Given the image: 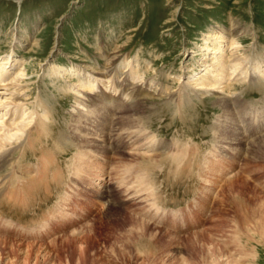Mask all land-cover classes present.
I'll use <instances>...</instances> for the list:
<instances>
[{
    "label": "rangeland",
    "instance_id": "1",
    "mask_svg": "<svg viewBox=\"0 0 264 264\" xmlns=\"http://www.w3.org/2000/svg\"><path fill=\"white\" fill-rule=\"evenodd\" d=\"M208 34L221 36L222 41L211 40ZM230 35L238 43L235 53L226 46ZM99 36L101 51L105 49L102 57L96 49ZM207 48H224L226 60L230 61L238 55L242 68L252 63L264 64V0H0V59L11 55L22 61L20 65L10 66L9 76L14 74L16 78L0 86V101L21 106L26 117L35 102L42 100L50 110L46 123L54 133L51 138L55 140L62 136L61 151L53 147L56 145L53 139L40 141L33 122L28 129H31L34 148L23 146L24 136L20 140H11L4 148L5 162L0 167V237L6 234L13 242L25 243L37 239L34 237L37 231L43 237L38 242L47 246L43 254L48 253L49 261L45 264H77L75 253L69 258L70 247L59 245L73 235L76 238L86 236L88 255L92 258L105 256L106 259L113 250H121L117 241L126 230L132 229L128 214L135 210L138 213L135 218L148 222L149 227L141 238L144 246L133 247L132 243L125 248L132 264H138V261L146 264H214L227 257L233 258L235 263L239 261L237 264H264V230L259 233L255 223L264 207V77L254 84L255 72L250 71L248 79L241 76V80L239 76L234 78V74L226 82L231 86L225 90L201 89L196 85L200 82L197 80L199 73L205 68L213 69L214 63L220 61V54L213 55ZM120 49L122 51L117 52ZM109 56L117 59L113 66L120 65L122 60L129 61L140 72L139 86L146 91L138 96V111L122 110V102L135 104L136 100L131 97V91L138 87L135 85L127 86V97L112 90L105 92L103 86L92 91L84 89L83 93L74 92L79 89L77 77L69 70H82L98 63L102 66L105 64L103 57ZM124 70L127 68L121 67V71ZM68 85L72 91L64 90ZM100 91L105 100L114 96L116 99L107 115L111 125L108 124L106 129L96 127L91 118L90 126L78 127L74 120L80 115L93 116V99ZM224 101L229 105L227 112L221 107ZM37 111L42 112L40 108ZM119 116L141 117L138 127L128 130L142 140V150L120 147L118 153H110V158L106 159L105 173H102L104 169L95 171L98 175L103 174V178H95L88 184H74L76 176L71 164L81 155L85 143H80L77 148L73 137L80 136L90 143L95 138L102 146L107 145L110 137L109 140L114 139L110 142L109 147H112L119 134L126 142V130L111 132V126ZM3 119L8 129L0 124V133H14L19 129L16 125L20 120L18 114ZM12 120L15 125L10 123ZM233 131L235 134L228 139L227 134ZM130 138L134 139L132 135ZM185 146L189 149L184 150ZM52 147L58 160L53 155L52 161L57 163L52 165L43 181L34 183L31 178V181L18 178L20 167L35 166L42 156L40 151L46 149L48 152ZM145 148L149 151L158 148L156 155L158 151L162 152L154 156L155 165L135 170ZM174 148L182 150V155H189L173 158L171 153L168 157ZM23 152H26V158L22 161ZM94 153L97 158L104 159L93 149L94 157L90 155V161L96 160ZM214 160L226 162L218 169ZM131 165L134 168L131 169ZM93 170L87 165V173ZM54 171H57L56 175H53ZM61 174L62 177H58ZM134 175L140 176L142 181H137ZM51 177L63 181L57 184ZM17 179L22 181L25 190L19 189L17 200H22L21 203L13 202L9 195L14 193L8 190ZM93 194L101 196L102 200L93 198ZM61 196H75L79 201L92 200L82 206L86 212L81 208L66 211L74 219L72 224L42 231L53 218L48 212L56 208ZM243 201L249 204L245 207ZM127 202L128 205L129 202L140 205L128 207ZM245 210L249 216L245 215ZM139 212H146L141 218L153 219L142 220ZM239 215L242 220L237 221ZM244 215L251 220L243 219ZM173 217L180 220L177 225L172 223ZM200 233L202 235H196ZM10 241L0 240V264L21 262V252ZM148 247L154 251L155 258L145 254ZM34 259L32 256L30 264ZM83 262L91 264L89 257Z\"/></svg>",
    "mask_w": 264,
    "mask_h": 264
},
{
    "label": "bare ground",
    "instance_id": "2",
    "mask_svg": "<svg viewBox=\"0 0 264 264\" xmlns=\"http://www.w3.org/2000/svg\"><path fill=\"white\" fill-rule=\"evenodd\" d=\"M221 30V29H220ZM231 31V30H230ZM230 33V32H229ZM233 34V33H232ZM226 35H228V33L226 34ZM207 36V35H206ZM209 39H211V40H217V41H222V37L221 36H217L216 34H208V36H207ZM230 38L231 39H229L230 41H228L227 42V47H228V49H229V51H231L232 52V50H233V52L235 53V52H237V48H238V43L235 41V39H233L232 37H231V35H230ZM100 43H101V39H100V36H99V38L97 39V50L99 51V53H100V55H101V57L103 56V53H105V52H103V50H105V49H103L102 51H101V48H102V46H100ZM215 43V42H214ZM220 45V44H219ZM221 46V45H220ZM118 48V47H117ZM207 49H209V48H207ZM224 49V48H223ZM223 49H220V48H211V49H209L212 53H213V55L214 54H220V56H219V60L220 61H216L215 63H214V66H213V69H211V68H208V69H204V70H202V73H199V75H198V78H197V80L198 81H200L198 84H196V85H198L201 89L202 88H204V90H205V88H207L208 89V91L210 90V89H214V88H222L223 90H225V88L226 87H229V86H231V84L229 85L228 83H230V82H228V83H226L227 82V80H230V78L234 75V78H236L237 76H239V78L238 79H242V77L241 76H243V79L245 78H247L248 77V75H251V74H249L250 73V71L252 72V73H254V74H257V77H255V80H252L253 82L252 83H254L255 81H257L258 79H260V78H262V77H264V64H260V63H256V64H250L249 65V67H245V68H242V65H241V60H239V57L237 58V56H235V58H232V62L229 60V59H227V60H229V61H227L226 60V56L225 55H227V54H225V50H223ZM101 51V52H100ZM113 51V50H112ZM122 50L120 49L119 51H117V52H121ZM239 51V50H238ZM111 54H113V53H111ZM234 55H236V54H234ZM230 56H232V54L230 55ZM234 57V56H233ZM243 58H244V56H242ZM246 57V56H245ZM104 58V60L103 61H105V64L104 65H102V66H100L99 65V63L97 64V66L95 65V66H91V67H87V68H85V69H88V70H85V69H76V68H71L70 70H69V72H71V74H73V75H75L76 77H77V87H79V89H74V92L76 91H81L82 92V90H84V89H86V90H90V91H92V89L94 90V89H96V88H98L99 86H103V88H104V91L105 92H107V91H115V93H117L118 92V94L120 93L121 95H124L125 97H127V92L129 91V88L127 87L129 84L130 85H135V86H138L134 91L132 90L131 92V97H132V99L133 100H136V102H135V104L134 105H128V104H126L125 102H122V105H123V107H122V110H124L125 112H129V111H138L139 110V108H138V105H140L139 103H137V101L139 100V98H138V96H139V94L140 95H142V94H144V92L146 91L144 88H140L141 86H139V85H141V81H140V75H139V73L140 72H138V69L136 68V67H134V66H131V64H130V62L129 61H123L122 60V62H121V64H122V66H120V65H118V66H113V64L116 62V57H114V56H109L108 58L107 57H103ZM229 58H231V57H229ZM243 58H240V59H243ZM102 59V58H101ZM213 59V58H212ZM249 59V58H248ZM97 60V59H96ZM247 60V57H246V59H245V61ZM204 62H206L205 60H203ZM213 61V60H212ZM22 63V61L20 60V59H18V58H14L13 56L11 57V55H7L5 58H2V59H0V86H5V85H7V84H9V82H12L13 80H15V78H16V76H14L13 77V75H12V77H10L9 76V68H10V66H17V65H20ZM207 63V62H206ZM6 65H8V66H6ZM93 65V64H92ZM111 65H112V67H111ZM260 65V66H259ZM121 67H126L127 68V70H124V71H121ZM7 68V69H6ZM22 68V67H21ZM18 70H20V68L18 69ZM90 70V71H89ZM120 70V71H119ZM21 71H23V70H21ZM21 71H16V73L17 74H21ZM53 72V71H52ZM120 72V73H119ZM125 72H128V73H126L125 74V76L123 77V73H125ZM23 73V72H22ZM63 73V70H61V74ZM55 75L57 74V73H54ZM25 75V74H24ZM9 76V77H8ZM60 76V75H59ZM64 77H66V76H64ZM23 78V77H22ZM248 79V78H247ZM17 80V79H16ZM196 81V80H195ZM259 81V80H258ZM17 82V81H16ZM197 82V81H196ZM232 82H233V80H232ZM238 82V81H237ZM246 82V81H245ZM250 82V81H249ZM15 83V82H14ZM75 83V82H74ZM223 83H226L225 85H223L222 87H220V85H222ZM72 84V83H71ZM195 84V83H194ZM255 84V83H254ZM195 85V86H196ZM138 88H140V89H138ZM70 90V91H72L73 90V88H71V86H69L68 85V87L66 86L65 88H64V90ZM216 90V89H215ZM2 91V90H1ZM85 91V90H84ZM202 91V90H201ZM203 92V91H202ZM83 93V92H82ZM77 95L79 94V93H76ZM147 94H149V93H147ZM107 95H108V93H107ZM94 96V95H93ZM104 96V94L103 93H101V91L95 96V98L93 99V101H94V109L92 108L91 109V111H92V114H93V116L92 117H89V116H87V115H80V117H79V119H77V120H74L75 122V124L78 126V127H81V128H83V126L82 125H89L90 126V124H89V122L88 121H90L91 120V118L93 119L92 121H95V123H96V127H102V129H104L108 124H110V123H108V120H107V115L112 111V103L113 102H115L116 101V99H115V96L110 100V98L111 97H109V99L108 100H105V98L103 97ZM108 96H110V95H108ZM3 101V100H2ZM2 101H0V124H2V128H4V127H6L7 128V126H6V122L4 121V119H3V117H5V116H9V115H13L14 113L15 114H18V118H20V120H18L19 122L16 124V125H18L19 126V129L18 130H16L14 133H9V132H1L0 133V150H3L4 148H6L7 147V145L8 144H10V141L11 140H13V139H16V140H20V139H22L23 138V136H24V138H23V146H27L28 148H34L35 147V145H34V143L32 142V140L33 139H31V129H28L30 126H31V124H33V122H34V124L36 125V131L38 132V136L41 138V142L42 141H44V140H47L48 141V139L50 138V139H53L54 140V138H51V136H53L54 135V133L53 132H51L52 130H51V126L49 125V123H46V120H48L49 119V114H50V110L46 107V105L45 104H43V101L42 100H38L37 102H35V104H34V108L32 109V111L30 112V114H29V116H26L25 117V115H27V114H25L24 113V110L22 109V107L21 106H16L13 102H9V103H5L4 101L2 102ZM16 101V100H15ZM17 102V101H16ZM77 102V101H76ZM5 103V104H4ZM227 103V102H226ZM225 103V101L222 103V109H223V111L224 112H227V111H229L228 110V103L226 104ZM14 104V106H12ZM18 104V103H17ZM78 105H80L81 103H77ZM26 105V104H25ZM10 107H12V108H10ZM79 107V106H78ZM38 108H40L41 110H42V112L41 113H39L38 111H37V109ZM82 109V108H81ZM120 111V110H119ZM90 112V111H89ZM88 112V113H89ZM124 112V113H125ZM142 112V111H141ZM140 112V113H141ZM136 113V112H135ZM225 114V113H224ZM113 115H114V113H113ZM223 116V115H222ZM230 116V115H229ZM10 118H12V117H10ZM17 120V119H16ZM49 121V120H48ZM91 121V122H92ZM141 121H142V119H141V117L140 116H137V118H132V117H125V116H119V117H116V122L111 126V132L114 130L115 131V129L117 130V131H122L123 130V132H124V130H126V134H128V141H124L123 139H121V135H119L118 134V137H119V139L118 140H116L115 141V145L114 146H112V147H109V146H111V144H110V142H111V140L112 139H110L109 140V138H107L108 140H107V142H106V146H102V143H97L94 139H93V143H90V142H88L87 140H84L83 138H81L80 136H74L73 137V139H72V141H76V145L75 144H73V145H75L77 148L78 147H80V143H85L84 144V146H82V148H83V151H82V153H81V155L80 156H78L77 157V159L74 161V163L73 164H71L72 166H71V169H73V172H74V174H75V176H76V178H74L73 179V182H74V184H81V183H91V182H93V180L96 178V179H98V178H103L102 176H103V174H97V173H95V171L97 170V169H104V171H102V173H105V168L108 166H106V159H109L110 158V153L111 154H116V153H118V151H119V149H120V147H123V146H126V148L128 149V150H130V151H137V150H142V148H143V144L141 143V141L142 140H140L139 139V137L137 136V134H133L134 132L131 130H128L129 128H132L133 126L135 127L136 125H137V123H141ZM85 122V123H84ZM10 123H12V124H14L15 125V122H13V120H12V122H10ZM9 123V126H12L13 127V125H11ZM254 124V123H253ZM3 125H5L4 127H3ZM111 125V124H110ZM114 125H116V126H118V127H115ZM17 126V127H18ZM32 127H33V125H32ZM94 127V126H93ZM95 127V128H96ZM108 127H110V126H108ZM136 127H138V126H136ZM257 127V126H256ZM255 128V127H254ZM8 129V128H7ZM6 129V130H7ZM10 129V128H9ZM34 129V128H33ZM99 129V128H98ZM106 129V128H105ZM256 129V128H255ZM84 130V129H83ZM263 130V129H262ZM100 131V130H99ZM235 131H237V130H235ZM255 131V130H254ZM52 133V134H51ZM85 133V132H84ZM90 132H88L87 134H89ZM102 133V132H101ZM119 133V132H118ZM20 134H21V136H20ZM117 134V133H116ZM235 134V132L233 131L232 133H228L227 134V138L229 139V138H231V135L233 136ZM85 135H86V133H85ZM105 135V134H104ZM108 135H110L109 134V132H108ZM130 135H132V137L134 138V139H132V140H130L131 138H130ZM222 135V134H221ZM95 136V135H94ZM106 136V135H105ZM264 136V135H263ZM62 137V136H61ZM60 136H58V138H55V143H56V145L55 146H53V147H55V148H57V150H61L62 149V147L59 145V143L61 144L62 143V138H61ZM100 137V136H99ZM123 137V136H122ZM126 137V136H125ZM226 137V136H225ZM236 137V136H235ZM104 138V137H103ZM102 138V139H103ZM127 138V137H126ZM88 139V138H87ZM39 140V139H38ZM52 140V141H53ZM39 141V142H40ZM106 141V140H105ZM112 141H114V139L112 140ZM110 144V145H109ZM146 144V143H145ZM62 145V144H61ZM22 146V147H23ZM153 146V145H152ZM151 146V147H152ZM163 146V145H162ZM187 146V145H186ZM185 146V148H184V150H187V149H189V148H187ZM52 147V149L50 150V151H46V149H44V150H41L40 152H41V154H42V156H41V158H40V160H39V162L35 165V166H22V167H20V170L18 171L19 172V175H18V178L19 179H26V181H27V179H29V181H33L34 183H36V182H38V181H43L42 180V178L44 177V176H46V175H48V172L50 171V168L52 167V165L56 162V161H52V160H54L53 159V155H55V154H53V152H52V150H55V148H53ZM151 147H149V148H151ZM43 148V147H42ZM89 148H91V151L93 150V149H95L97 152H100L101 153V155H102V157L104 158L103 160H101V159H99V158H97L98 156H96V154H95V156H96V160L95 161H90L92 158H91V156L90 155H92L91 154V151H90V149ZM147 148V147H146ZM145 148V149H146ZM154 148V147H153ZM152 148V149H153ZM165 148V147H164ZM178 148V147H177ZM176 148V149H177ZM180 148V147H179ZM240 148V147H239ZM264 148V147H263ZM50 149V148H49ZM85 149V150H84ZM89 149V150H88ZM157 149L158 148H156V149H154V150H151V151H149V150H145L144 152H142V154H140L141 155V157H140V160H139V162H137V164L135 165V170H136V168H142L143 167V169L144 168H146L145 166H149V165H152V164H154L155 165V162H157L156 161V159L154 158V156L156 155L155 154V152L157 151ZM160 149V148H159ZM163 149V148H162ZM64 150H66L65 148H64ZM168 150V149H167ZM174 150H175V148H174ZM196 150V149H195ZM6 150L4 149V151H2L1 153H0V167H1V163H4L5 162V160H4V157H5V154H6V152H5ZM62 151V150H61ZM165 151V150H164ZM182 151V150H181ZM181 151H178V150H175V151H172V152H170V153H168V151H165V153L167 152L168 153V157H169V155L171 154V153H173V158L174 157H177V158H180L179 156H181L182 155V153H183V151L181 152ZM193 152H194V150H192ZM123 152V151H122ZM162 151H158V154H160ZM26 153V152H25ZM25 153L23 152V154H21V160L23 161V160H25V158L26 157H24V155H25ZM109 153V154H108ZM124 153V152H123ZM123 153H122V155H123ZM130 153V152H129ZM138 153V152H137ZM166 153V154H167ZM189 153H190V151H189ZM127 154V153H126ZM131 154V153H130ZM133 154H135V152H133ZM133 154H132V156H133ZM157 154V155H158ZM163 154H164V152H163ZM185 154V153H184ZM188 153H186L185 155H187ZM118 155V154H117ZM117 155H115L116 157H117ZM138 155V154H137ZM156 155V156H157ZM185 155H182V156H185ZM189 155V154H188ZM26 156V155H25ZM93 156V155H92ZM136 156V155H135ZM160 156V155H159ZM165 156V155H164ZM163 156V157H164ZM171 156V155H170ZM55 157H56V155H55ZM94 157V156H93ZM113 157V156H112ZM163 157H162V159H163ZM57 158V157H56ZM134 158V157H133ZM137 158V157H136ZM136 158H134V159H136ZM158 158V157H157ZM165 158H166V156H165ZM172 158V159H173ZM183 158V157H182ZM121 159V158H120ZM186 159V158H185ZM57 160H58V158H57ZM117 160H118V158H117ZM177 159H175V161H176ZM21 162V161H20ZM225 160H222V161H215L214 160V163L213 164H216V165H214L216 168H218L222 163H224L225 164ZM57 163V162H56ZM18 164H19V162H18ZM229 164L231 165V163L229 162ZM13 165V164H12ZM87 165L89 166V168H91V170H93V171H91V172H89V173H87L86 172V168H87ZM126 165V164H125ZM3 166V165H2ZM15 166V165H14ZM18 166V165H17ZM58 166V165H57ZM233 166V165H232ZM115 167V166H114ZM231 167V166H230ZM12 168L13 167H11V170H12ZM131 169L132 168H134V167H132V165H131V167H130ZM210 168V167H209ZM55 169V168H54ZM59 169V168H58ZM119 169V168H118ZM219 169V168H218ZM223 170H225L224 168H222ZM15 170V169H14ZM55 170H57V169H55ZM60 170V169H59ZM128 170L129 169H127V171H125V173L127 174V172H128ZM212 169L210 168V171H211ZM13 171V170H12ZM16 171V170H15ZM209 171V170H208ZM209 171V172H210ZM216 172L218 171V170H215ZM10 172V171H9ZM56 173H57V171H54L53 172V175L55 174L56 175ZM134 173V172H133ZM138 173V172H137ZM11 174V173H10ZM135 174H136V172H135ZM211 174H213V172H211ZM216 174V173H215ZM226 174V173H225ZM125 175V174H124ZM131 176H132V174H130ZM137 175V174H136ZM214 175V174H213ZM222 175V174H221ZM11 176H13V173H12V175ZM135 176V175H134ZM17 177V176H16ZM58 177H62V174H61V176H58ZM127 177H129L128 175H127ZM127 177H125V179L127 178ZM136 178V180L137 181H139V180H141L142 178H140V176L138 177V176H135ZM30 178H31V180H30ZM51 178H53V177H51ZM44 179V178H43ZM55 181H54V180ZM52 180L55 182V183H57V184H60V182H62L63 180L62 179H58L57 177L56 178H53ZM120 179H122L121 177H120ZM222 179H224V178H222ZM221 178H220V180H222ZM233 179V178H232ZM206 180V179H205ZM209 180V179H208ZM219 180V179H218ZM237 180H239V179H237ZM17 181H18V179H17ZM15 182L16 184H12L9 188H8V190L10 191V192H13L14 194L12 195H9L10 196V198H12V200H14L13 202H17V201H19L20 203L21 202H23L22 200L20 201V200H17L18 199V197H19V194H20V190L19 189H23V185H22V181L21 182ZM52 181V182H53ZM142 181V180H141ZM32 182V183H33ZM81 182V183H80ZM207 182V181H206ZM211 182V181H210ZM14 183V182H13ZM30 183V182H29ZM29 183L27 184V185H29ZM213 183H214V181H213ZM241 184V183H240ZM26 185V184H25ZM31 185V184H30ZM29 185V186H30ZM137 185H138V183H137ZM242 185V184H241ZM9 186V185H8ZM35 186V185H34ZM12 187H13V191H11L12 190ZM24 187H26V186H24ZM147 187V186H146ZM145 187V188H146ZM144 188V187H143ZM216 188V187H215ZM229 188H231V187H229ZM27 189V188H26ZM219 189V188H218ZM223 189V188H222ZM18 190V191H17ZM23 191H25L24 189H23ZM95 191V190H94ZM97 191V190H96ZM256 192V191H255ZM17 193V194H16ZM22 194H23V192H22ZM21 194V195H22ZM256 194V193H255ZM259 194V193H258ZM24 195V194H23ZM247 195V194H246ZM76 196V195H75ZM73 197V196H61V198H60V200H59V202L56 204V208L55 209H53V210H51L52 212H48V215H50V214H52V217L53 218H50V220L48 221V223L46 224V225H44V228H42V231H45L46 230V232H48L47 230H48V228H50V229H54V228H63V226H66V225H69L70 223L72 224L73 222V217H71V216H68V214H66V211H71L72 209V211H75L77 208H83L82 206H86V205H88V203H90V201L92 200V199H90L89 200V198H87L85 201H79V199H77L76 197H78V196H76V197ZM218 196V195H217ZM257 196V195H256ZM5 197H7L6 195H5ZM22 197V196H21ZM92 197L93 198H96V197H99V200L98 201H101L102 200V197L101 196H95L94 194L92 195ZM222 197V196H221ZM249 197V196H248ZM255 197V196H254ZM253 196H252V199H255ZM25 198V197H24ZM23 198V199H24ZM257 198H258V196H257ZM9 199V198H8ZM250 198H248V200H249ZM133 200V199H132ZM221 200V199H220ZM130 201H131V199H130ZM218 202V201H217ZM244 202V201H243ZM247 202V201H246ZM246 202H244V206L246 207V205L247 204H249V203H247L246 204ZM122 204V203H121ZM139 203H135V202H129V205H128V202L126 203V205L129 207V206H133V205H138ZM237 204V203H236ZM241 204H243V203H241ZM71 206L70 208H68V206ZM125 205V206H126ZM140 205V204H139ZM151 205V204H150ZM153 205V204H152ZM242 206V205H241ZM244 206H242V207H244ZM139 207V206H138ZM239 207V206H238ZM251 207H252V205H251ZM140 208V207H139ZM241 208V207H240ZM135 209H137V207L135 208ZM143 209V208H142ZM142 209H140V212H142ZM244 209V208H243ZM242 209V210H243ZM249 209V208H248ZM82 210H84V212H86V210L85 209H82ZM139 210V209H138ZM145 210V209H144ZM133 212L132 213H129L128 214V216H129V219H130V221H131V223H132V226H131V228L132 229H129V230H126L125 231V233H123L120 237H119V239L120 240H118L117 241V243L119 242L120 243V249L121 250H119V251H112V252H110V254L109 255H107V258H109V259H105V256H97V257H94V258H92V257H90L89 255H88V247H87V245H88V237H77L76 238V236H72V238H67V239H65V240H62L61 242H63V241H66V242H63V244H60L59 245V247H65V246H69L70 247V249L68 248V251L70 250V252H68V254L70 255L69 256V258L71 259L72 257H73V253H75V258L76 259H74V260H76V263L77 264H85V262H83V261H85L88 257H89V261H90V263L91 264H96L97 262H99V263H97V264H132L131 262H132V259H131V257H129V255H128V252H126V247H127V245H130L131 246V244L133 243V247H138V246H140L141 245V238H143L144 236H145V232H146V230L148 229V222H143V221H139V220H137V218H135V216L138 214L137 213V211H135V210H132ZM239 211V210H238ZM139 212V213H140ZM148 212V211H147ZM239 212H241V211H239ZM245 212V215L247 214V212H246V210L244 211ZM73 213H75L76 215H77V212H73ZM146 213V212H145ZM145 213L143 212V213H140V219H142V220H144L143 218H145V221L147 220V219H150V218H146V217H143V218H141L142 217V215L144 214L145 215ZM142 214V215H141ZM152 214V213H151ZM244 214V213H243ZM242 214V215H243ZM255 214H257V213H255ZM143 215V216H144ZM153 215V214H152ZM244 215V216H245ZM248 215V214H247ZM190 216V215H189ZM249 216V215H248ZM50 217V216H49ZM48 217V218H49ZM176 217V216H175ZM175 217H173V221H172V223L174 224V225H177L176 223H177V221L179 220L178 218L176 219ZM185 217V216H184ZM243 217V216H242ZM172 218V217H171ZM185 218H187V217H185ZM250 218V217H249ZM247 216H245L243 219H245V220H248L249 219ZM253 218V217H252ZM257 218H258V220H255V219H252V220H255V223H256V226L258 227V232L260 233V231H261V233H262V231L264 230V207L261 209V211H260V215H257ZM151 219H153V218H151ZM150 219V220H151ZM225 219V218H224ZM238 219H241V217H240V215H239V217H237V221H240V220H238ZM48 220V219H47ZM172 220V219H171ZM171 220H170V222L169 223H171ZM182 220V219H181ZM189 220V219H188ZM213 220V219H212ZM242 220V219H241ZM244 220V221H245ZM251 219H249V221H250ZM44 221H46V220H44ZM153 222V221H152ZM179 222H180V220H179ZM219 222H221L220 220H219ZM252 222V221H251ZM147 223V224H146ZM168 223V222H167ZM239 223H241V222H239ZM244 223V222H243ZM248 223V222H247ZM150 224V223H149ZM181 223H179V225H180ZM189 224H191V223H189ZM147 225V226H146ZM219 225H220V223H219ZM241 225V224H240ZM244 225V224H243ZM254 225V224H253ZM173 226V225H172ZM172 226H170V227H172ZM182 226V225H181ZM242 226V225H241ZM248 226H250L249 224H248ZM255 226V225H254ZM169 227V226H168ZM246 227V226H245ZM256 227V228H257ZM210 228V227H209ZM222 228V227H221ZM161 229V228H160ZM201 230V229H200ZM164 231H165V229H164ZM167 231V230H166ZM205 231V230H204ZM257 231V230H256ZM197 231H195V233H196ZM202 232V231H201ZM165 233V232H164ZM39 233H37V231H35L34 232V237L36 238L37 237V239H34V238H32L30 241H28L27 240V242H25V243H21V242H13L12 241V238L11 239H9V237L6 235V234H4L3 236H1L0 237V240L1 241H3V242H7L8 240H11L10 242H13V243H15V245L17 246V249L21 252V254H22V256L23 257H20L21 259V262H20V264H30V261H32L31 260V257L32 256H34V262H33V264H45L46 262H48L49 261V259H48V253H44L43 254V251H44V249L47 247V246H45V247H43V244L42 243H40V242H38L39 241V238L40 239H43V237H41L40 235H38ZM152 234V233H151ZM166 234V233H165ZM196 235H202L201 233L200 234H196ZM218 235V234H217ZM29 236V235H28ZM155 236V235H154ZM148 237V236H147ZM213 237V236H212ZM123 238L125 239V240H123ZM22 239H23V237H22ZM36 240V241H35ZM18 241V240H17ZM26 241V240H25ZM60 242V243H61ZM131 242V243H130ZM143 245V244H142ZM141 245V246H142ZM216 245V244H215ZM237 245V244H236ZM23 246V247H22ZM144 246V245H143ZM14 247V246H13ZM7 248V247H6ZM22 248V249H21ZM149 248V247H148ZM232 248V247H231ZM141 249V248H140ZM140 249H138V251H140ZM233 250V249H232ZM147 252V251H146ZM112 253V254H111ZM143 253V252H142ZM226 253V252H225ZM19 254V253H18ZM113 254H115V256L113 257ZM144 254V253H143ZM145 254H147L149 257H154L155 258V254H154V251L153 250H151L150 248H149V251L147 252V253H145ZM223 254V253H222ZM221 254V255H222ZM217 255V254H216ZM215 255V256H216ZM137 256H138V254H137ZM143 257H145L144 255H142ZM228 256H230L231 257V254L229 253L228 254ZM219 257V256H218ZM222 257V256H221ZM140 258H141V253H140ZM135 259V258H134ZM151 259V258H150ZM211 259V258H210ZM215 259H218V258H215ZM222 259V258H221ZM220 259V260H221ZM223 259H224V257H223ZM213 260H214V258H213ZM220 260H216L215 261V263L214 264H237L239 261H236L237 263H235V260L233 259V258H229V257H227V258H225L223 261H220ZM236 260H238L237 258H236ZM142 261V260H141ZM138 264H146L145 262L143 263V261L142 262H137ZM213 263V262H212ZM5 264H15V263H13V261L11 262V263H5ZM19 264V263H18ZM148 264H155V262L154 263H148Z\"/></svg>",
    "mask_w": 264,
    "mask_h": 264
}]
</instances>
